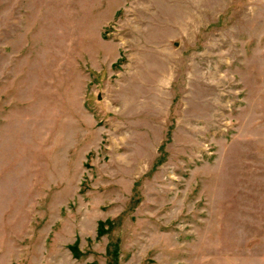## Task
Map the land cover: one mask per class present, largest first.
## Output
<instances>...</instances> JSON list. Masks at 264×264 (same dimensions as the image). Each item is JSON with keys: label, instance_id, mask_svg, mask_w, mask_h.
Returning <instances> with one entry per match:
<instances>
[{"label": "rangeland", "instance_id": "374dc122", "mask_svg": "<svg viewBox=\"0 0 264 264\" xmlns=\"http://www.w3.org/2000/svg\"><path fill=\"white\" fill-rule=\"evenodd\" d=\"M0 264H264V0H0Z\"/></svg>", "mask_w": 264, "mask_h": 264}]
</instances>
